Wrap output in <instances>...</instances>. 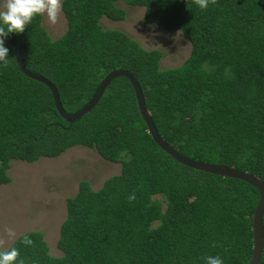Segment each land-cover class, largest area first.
<instances>
[{
    "label": "trees",
    "instance_id": "16d2710c",
    "mask_svg": "<svg viewBox=\"0 0 264 264\" xmlns=\"http://www.w3.org/2000/svg\"><path fill=\"white\" fill-rule=\"evenodd\" d=\"M121 2L144 8L147 25L182 32L191 53L181 66L162 69V51L101 25L126 19ZM62 11L68 29L56 40L40 13L22 26L0 15V28L19 44L26 68L56 86L68 113L83 108L108 74L127 70L169 145L264 182V0H63ZM78 146L120 163L121 173L99 190L83 180L67 199L61 257L36 231L0 249V264H250L255 187L164 152L127 78L115 79L91 112L68 123L50 88L24 75L0 38V187L12 182L13 161L33 164Z\"/></svg>",
    "mask_w": 264,
    "mask_h": 264
},
{
    "label": "rangeland",
    "instance_id": "374dc122",
    "mask_svg": "<svg viewBox=\"0 0 264 264\" xmlns=\"http://www.w3.org/2000/svg\"><path fill=\"white\" fill-rule=\"evenodd\" d=\"M63 0H0V15L15 26H22L29 15L40 13L43 27L56 40L67 29L62 11ZM124 21L104 18L105 29L127 33L146 50L163 52L162 69L181 66L191 53V44L181 31L144 23L145 9L123 2ZM122 165L105 160L96 151L78 146L58 158H42L37 163L13 161L9 176L12 182L0 187V249L7 250L18 237L42 232L50 253L61 257L57 244L62 223L67 218V199L74 197L80 182L89 181L95 190L121 173Z\"/></svg>",
    "mask_w": 264,
    "mask_h": 264
},
{
    "label": "water",
    "instance_id": "95a60500",
    "mask_svg": "<svg viewBox=\"0 0 264 264\" xmlns=\"http://www.w3.org/2000/svg\"><path fill=\"white\" fill-rule=\"evenodd\" d=\"M0 38L7 42L15 51V56L17 60V64L20 70L24 75L33 79L35 81L41 82L48 86L53 93L55 104L59 114L70 124L78 121L81 117L85 116L87 113L91 112L102 99L105 91L110 86V84L117 78L124 77L127 78L136 93L138 108L140 114L145 121L149 133L154 139L155 143L169 156H171L174 160L179 162L180 164L189 167L194 170L202 171L208 174L217 175L223 178H231L236 180L244 181L253 187H255L260 192V202L256 209V212L253 216V235H254V246H253V254L250 260V264H260L264 254V182L260 180L258 177L238 170L236 168H230L226 165H216L210 164L206 162L193 161L186 156L182 155L178 150H176L173 146L169 145L167 141H165L159 134L158 129L151 117L150 112L148 111L146 98L144 95V91L136 78V76L127 71V70H115L108 74L106 78L100 83L98 89L95 94L91 98V100L79 111L75 113H68L61 102L60 94L56 86L44 76L35 74L28 70L24 64L22 51L19 44L10 36L2 31L0 28Z\"/></svg>",
    "mask_w": 264,
    "mask_h": 264
}]
</instances>
